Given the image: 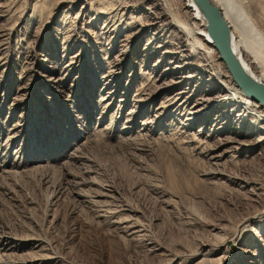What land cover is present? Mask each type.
Segmentation results:
<instances>
[{"label": "rangeland", "instance_id": "obj_1", "mask_svg": "<svg viewBox=\"0 0 264 264\" xmlns=\"http://www.w3.org/2000/svg\"><path fill=\"white\" fill-rule=\"evenodd\" d=\"M184 2L0 0V264H264V121L188 63Z\"/></svg>", "mask_w": 264, "mask_h": 264}, {"label": "bare ground", "instance_id": "obj_2", "mask_svg": "<svg viewBox=\"0 0 264 264\" xmlns=\"http://www.w3.org/2000/svg\"><path fill=\"white\" fill-rule=\"evenodd\" d=\"M161 1L165 3L166 0ZM211 1L218 6L224 19L229 24L231 30L230 49L242 66L243 71L256 81L264 83V40L261 35L242 11L232 12L233 7L227 0ZM181 11L182 15L179 17L177 15L170 23L182 35V47L184 51L188 52L185 55L188 63L190 62L189 64L193 65L196 62H203L202 66L204 68L214 72L212 75L217 82L222 84L221 87L225 90L217 102L233 103L237 108L241 107L248 114L247 116L255 115L257 122L258 120L263 122L264 104L257 103L245 96L236 87L231 76L217 69L216 59L211 53V47L214 48V46L205 32L206 22L200 8L191 0H185L184 5L181 6ZM214 105L212 104L199 111L196 110V112H190L199 116L206 113Z\"/></svg>", "mask_w": 264, "mask_h": 264}, {"label": "water", "instance_id": "obj_3", "mask_svg": "<svg viewBox=\"0 0 264 264\" xmlns=\"http://www.w3.org/2000/svg\"><path fill=\"white\" fill-rule=\"evenodd\" d=\"M201 10L205 19V32L225 64L236 87L251 100L264 104V83L247 75L230 49V27L221 10L211 0H191Z\"/></svg>", "mask_w": 264, "mask_h": 264}]
</instances>
